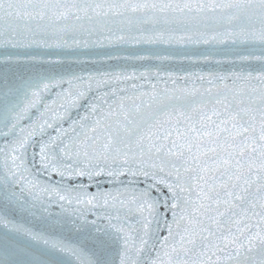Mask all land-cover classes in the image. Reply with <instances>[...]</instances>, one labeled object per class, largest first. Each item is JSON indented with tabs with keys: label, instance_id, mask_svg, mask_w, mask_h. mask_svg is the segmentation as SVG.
Instances as JSON below:
<instances>
[{
	"label": "snow or ice",
	"instance_id": "1",
	"mask_svg": "<svg viewBox=\"0 0 264 264\" xmlns=\"http://www.w3.org/2000/svg\"><path fill=\"white\" fill-rule=\"evenodd\" d=\"M0 264H264V0H0Z\"/></svg>",
	"mask_w": 264,
	"mask_h": 264
}]
</instances>
